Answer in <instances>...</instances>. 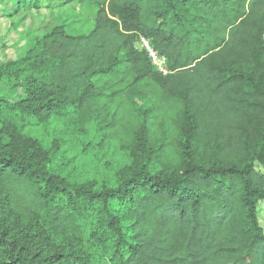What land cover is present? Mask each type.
Instances as JSON below:
<instances>
[{"label":"trees","instance_id":"16d2710c","mask_svg":"<svg viewBox=\"0 0 264 264\" xmlns=\"http://www.w3.org/2000/svg\"><path fill=\"white\" fill-rule=\"evenodd\" d=\"M82 1L96 8L88 35L56 26L0 72L22 88L0 100V264H92L82 244L58 243L70 231L106 248L102 264H264V83L214 57L240 51L264 21V0ZM150 84L184 105L175 170L152 172L139 143L117 186L68 184L35 140L10 128L92 113L107 89Z\"/></svg>","mask_w":264,"mask_h":264},{"label":"rangeland","instance_id":"374dc122","mask_svg":"<svg viewBox=\"0 0 264 264\" xmlns=\"http://www.w3.org/2000/svg\"><path fill=\"white\" fill-rule=\"evenodd\" d=\"M95 14L96 8L82 0L0 1V72L23 59L36 39L56 26H64L72 36L88 35L94 28ZM241 43L240 51L219 49L214 56L218 65L264 83V21L247 31ZM146 44L142 39L137 46L146 49ZM21 90L19 82L7 76L0 82V100L11 101ZM101 100L100 111L71 109L47 120L11 122L10 128L35 140L50 172L68 184L94 185L97 190L117 186L139 143H144L146 154L152 156L148 161L152 172H168L180 166L178 144L186 127L184 105L167 102L153 84L135 91L107 89ZM2 126L0 123V129ZM140 134L143 141L137 142ZM258 217L264 231V201ZM57 241L82 244L93 256L92 264H102L109 256L105 247L72 231Z\"/></svg>","mask_w":264,"mask_h":264},{"label":"built area","instance_id":"2783aa9c","mask_svg":"<svg viewBox=\"0 0 264 264\" xmlns=\"http://www.w3.org/2000/svg\"><path fill=\"white\" fill-rule=\"evenodd\" d=\"M146 50L148 51L149 57L151 58L155 67H157L160 72L167 74L168 71L166 69V59L159 56L154 50H152L149 44H146Z\"/></svg>","mask_w":264,"mask_h":264}]
</instances>
